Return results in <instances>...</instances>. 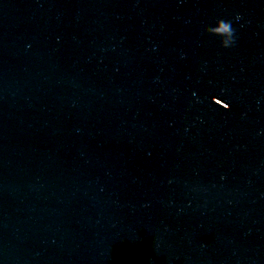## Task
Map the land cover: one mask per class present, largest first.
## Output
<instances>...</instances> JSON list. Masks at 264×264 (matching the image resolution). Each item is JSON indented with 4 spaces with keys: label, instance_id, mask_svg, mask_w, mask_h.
<instances>
[{
    "label": "water",
    "instance_id": "water-1",
    "mask_svg": "<svg viewBox=\"0 0 264 264\" xmlns=\"http://www.w3.org/2000/svg\"><path fill=\"white\" fill-rule=\"evenodd\" d=\"M0 264H264V0H0Z\"/></svg>",
    "mask_w": 264,
    "mask_h": 264
},
{
    "label": "clouds",
    "instance_id": "clouds-1",
    "mask_svg": "<svg viewBox=\"0 0 264 264\" xmlns=\"http://www.w3.org/2000/svg\"><path fill=\"white\" fill-rule=\"evenodd\" d=\"M239 19V16H237ZM207 31L213 35L221 37V46L228 48L235 43V29L232 27L231 21L220 19L213 27H208ZM227 37V40L223 39Z\"/></svg>",
    "mask_w": 264,
    "mask_h": 264
}]
</instances>
